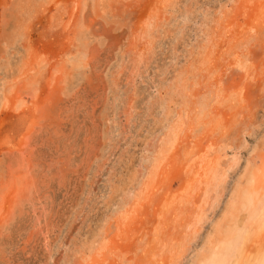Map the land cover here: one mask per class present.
Returning <instances> with one entry per match:
<instances>
[{
	"label": "rangeland",
	"instance_id": "obj_1",
	"mask_svg": "<svg viewBox=\"0 0 264 264\" xmlns=\"http://www.w3.org/2000/svg\"><path fill=\"white\" fill-rule=\"evenodd\" d=\"M263 168L264 0H0V264H200Z\"/></svg>",
	"mask_w": 264,
	"mask_h": 264
},
{
	"label": "bare ground",
	"instance_id": "obj_2",
	"mask_svg": "<svg viewBox=\"0 0 264 264\" xmlns=\"http://www.w3.org/2000/svg\"><path fill=\"white\" fill-rule=\"evenodd\" d=\"M263 170H264V168H263ZM252 174H253V176L256 175L254 173H252ZM250 176H251V174H250ZM263 177H264V174H263ZM252 179L254 180L255 177H251V179L249 181H251ZM255 181H256V179H255ZM253 183L254 182H252V184ZM248 186H250V185H248ZM248 186H246V187H248ZM252 187H254V186H251L250 189L246 188L247 189V190L245 189L246 191L243 190L244 194H241L242 195L241 197H243V199L241 198V200L248 207V209H247V211H249V212H247L248 214L246 213L247 215L242 217V220L239 223L238 227H236L235 229H232V230L229 227V231H226L225 233L223 230V227L225 225H221V223L219 222L220 223L219 226H216L218 228H216V227L215 228L217 230V233H219V232L224 233L223 237L219 233L221 235V238H219L218 241H216L218 238L217 239L215 238L216 240H214L215 243H214V246L212 247L213 250L209 246L210 247L209 249H211L213 252L210 250L212 253L211 252H210L211 254L208 253L209 254V255L207 254L208 256L205 255V257H203V259H201L200 264H264V241L263 240H262L263 242L261 241L259 246L256 248L257 251H253V249H252L253 247L252 248H246V243L248 244V242H246V241L250 238V235L254 232L253 231V230H255L254 227L259 224L258 229L260 228L261 231H262V229H264V193H261V195H260V192H262L260 190V188L258 187L259 190H257L254 187V189L252 190ZM233 207L234 206L231 205V208H229L230 209L229 212L231 213V215H234V217L236 218L234 211L237 208L235 209ZM226 226H228V225H226ZM260 229H259V234H257L258 232L255 230L257 233L256 234L253 233L252 239L254 238L253 236L260 235ZM220 235H218V236H220ZM255 240H256V238H255ZM255 240H253V241H255ZM253 245H254V243H253ZM256 246L257 245L255 243L254 247H256Z\"/></svg>",
	"mask_w": 264,
	"mask_h": 264
}]
</instances>
